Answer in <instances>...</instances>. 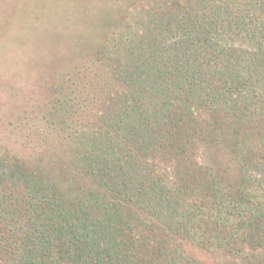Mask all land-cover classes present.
Segmentation results:
<instances>
[{
	"label": "trees",
	"instance_id": "obj_1",
	"mask_svg": "<svg viewBox=\"0 0 264 264\" xmlns=\"http://www.w3.org/2000/svg\"><path fill=\"white\" fill-rule=\"evenodd\" d=\"M158 8L109 34L85 85L65 66L47 168L0 155V264H202L196 244L264 264V0Z\"/></svg>",
	"mask_w": 264,
	"mask_h": 264
},
{
	"label": "rangeland",
	"instance_id": "obj_2",
	"mask_svg": "<svg viewBox=\"0 0 264 264\" xmlns=\"http://www.w3.org/2000/svg\"><path fill=\"white\" fill-rule=\"evenodd\" d=\"M163 1L0 0V155L17 157L37 169L47 168L53 158L48 156L51 151L40 150L43 141L46 146L53 142L51 138L47 142L45 137L55 132L52 117L47 116L49 105L51 100L62 98L64 89L69 91L68 84L72 83L63 84L61 91L56 92L58 82L70 71L68 78L73 76L78 79L76 83L85 85L80 78L91 71L99 72L97 50L109 34L120 31L119 27L126 30L135 26L138 18L152 11L160 16L158 3ZM234 43L241 45L242 41ZM65 66H69V71ZM99 95L98 91H91L87 99L91 96L93 100L86 102L80 97L79 124L93 121L100 106ZM59 150L56 156L67 161L63 148ZM45 152L47 156L42 155ZM188 250L202 264H234L254 252L246 247L242 254L233 256L225 250L209 252L197 244ZM263 251L260 250L262 254Z\"/></svg>",
	"mask_w": 264,
	"mask_h": 264
}]
</instances>
